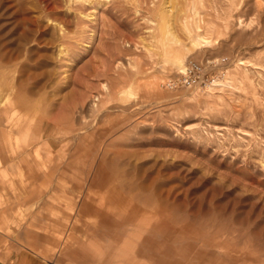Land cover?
<instances>
[{
    "label": "rangeland",
    "instance_id": "374dc122",
    "mask_svg": "<svg viewBox=\"0 0 264 264\" xmlns=\"http://www.w3.org/2000/svg\"><path fill=\"white\" fill-rule=\"evenodd\" d=\"M80 1L0 0V256L264 264V0Z\"/></svg>",
    "mask_w": 264,
    "mask_h": 264
},
{
    "label": "crops",
    "instance_id": "0c3cea01",
    "mask_svg": "<svg viewBox=\"0 0 264 264\" xmlns=\"http://www.w3.org/2000/svg\"><path fill=\"white\" fill-rule=\"evenodd\" d=\"M18 143V140L15 138H11L10 141H5L0 144L2 149V153L0 154V159L4 161H22L27 160L32 157V155L27 151V153L22 154H13L11 149H13L14 144ZM95 240H91L85 244V246H95ZM94 250V249H93ZM92 254H95L94 251H89ZM80 249L73 253H69L67 256L64 257L63 260L67 261L68 259H74L80 257ZM83 253V252H82ZM110 259V258H109ZM0 264H47L45 260L42 259L41 256L33 255L30 253L20 252L17 254H13L11 257H6L5 255L0 256Z\"/></svg>",
    "mask_w": 264,
    "mask_h": 264
},
{
    "label": "built area",
    "instance_id": "2783aa9c",
    "mask_svg": "<svg viewBox=\"0 0 264 264\" xmlns=\"http://www.w3.org/2000/svg\"><path fill=\"white\" fill-rule=\"evenodd\" d=\"M203 72V66L197 62H191L188 66H187V70H186V75L189 74H196V73H202ZM187 78V76H186Z\"/></svg>",
    "mask_w": 264,
    "mask_h": 264
},
{
    "label": "bare ground",
    "instance_id": "6f19581e",
    "mask_svg": "<svg viewBox=\"0 0 264 264\" xmlns=\"http://www.w3.org/2000/svg\"><path fill=\"white\" fill-rule=\"evenodd\" d=\"M80 1V0H79ZM81 2V1H80ZM206 29V28H205ZM209 30V29H208ZM207 30V31H208ZM208 33V32H207ZM217 86H220L221 88H228L231 86V82L227 81V82H222V81H215L214 82ZM52 128V127H51ZM78 141V140H77Z\"/></svg>",
    "mask_w": 264,
    "mask_h": 264
}]
</instances>
